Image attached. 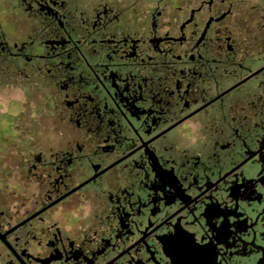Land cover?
<instances>
[{
	"label": "flooded vegetation",
	"instance_id": "1",
	"mask_svg": "<svg viewBox=\"0 0 264 264\" xmlns=\"http://www.w3.org/2000/svg\"><path fill=\"white\" fill-rule=\"evenodd\" d=\"M0 10V85L53 117L0 161V264H264V0ZM209 206L226 239L166 244Z\"/></svg>",
	"mask_w": 264,
	"mask_h": 264
},
{
	"label": "rangeland",
	"instance_id": "2",
	"mask_svg": "<svg viewBox=\"0 0 264 264\" xmlns=\"http://www.w3.org/2000/svg\"><path fill=\"white\" fill-rule=\"evenodd\" d=\"M44 104L42 93L33 95V92L23 85H11L10 88L0 85V120L8 133L6 136H0V161L7 156L17 155L15 152L18 130L33 124L35 120L40 121L41 139L49 140L52 135L53 117L43 110Z\"/></svg>",
	"mask_w": 264,
	"mask_h": 264
},
{
	"label": "snow or ice",
	"instance_id": "3",
	"mask_svg": "<svg viewBox=\"0 0 264 264\" xmlns=\"http://www.w3.org/2000/svg\"><path fill=\"white\" fill-rule=\"evenodd\" d=\"M94 2L95 0H77V3L84 8L85 12H87L88 5ZM116 3L122 5L123 8H128V7L136 6L137 0H130V2L127 4H125L123 0H116ZM105 7L107 8L108 6L105 5ZM0 15H2V10H0ZM118 18L119 17L117 16V19ZM7 134L8 133L4 127L3 121L0 120V136H6ZM229 174L231 175V172ZM204 215L207 217V219L204 221L203 224V227L205 228V232L200 240H196L194 237L188 238L184 236H176L167 240L166 244L170 248H175L177 245L182 244L185 246L186 249H188L193 254L211 251L210 248L202 247V245L208 246L210 244H215L216 241H219L221 238L226 239L227 237L224 234V230L219 227V224L223 223V218L220 212H218L215 207L209 206L206 212H204ZM199 218H200V213H196L195 219L199 220ZM209 227L217 229V235L215 237H212L211 240H209V237L212 235L211 231L208 230Z\"/></svg>",
	"mask_w": 264,
	"mask_h": 264
}]
</instances>
